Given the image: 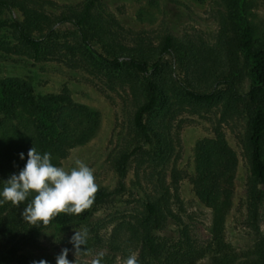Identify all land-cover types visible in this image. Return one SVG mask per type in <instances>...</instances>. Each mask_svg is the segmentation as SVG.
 Segmentation results:
<instances>
[{
    "label": "rangeland",
    "instance_id": "obj_1",
    "mask_svg": "<svg viewBox=\"0 0 264 264\" xmlns=\"http://www.w3.org/2000/svg\"><path fill=\"white\" fill-rule=\"evenodd\" d=\"M91 1L86 23L91 46L103 54H142L155 48L165 34L192 45L194 57L163 55L160 82L165 101L145 117L149 140L143 141L132 123L134 107L143 100L141 79L130 68H105L82 46L75 26L57 21L61 14L80 12ZM11 10L0 7V78L27 79L37 94H53L65 87L70 98L98 111L91 136L70 147L57 167L70 170L79 159L93 169L95 182L107 191L83 221L54 225L42 231L31 246L21 249L56 264L67 248L73 264H90L104 252L102 264H123L141 246L139 219L145 203H153L162 224L157 232L183 229L196 243L210 235L211 209L194 195L193 145L216 129L223 132L236 154L231 204L225 215L223 237L237 261L256 258L264 239V181L253 182L246 145V113L241 104L226 99L223 85L211 103L182 96L178 82L199 90L214 87V74L227 64L220 50L224 0H9ZM246 17L259 30L264 0H245ZM22 20L41 39L34 52L18 37L11 22ZM241 79L247 88L246 67L238 57ZM157 77V78H158ZM126 154L121 171V156ZM261 192L255 201L250 192ZM86 229V245L75 254L70 238ZM4 264H24L10 260ZM193 264H211L207 254Z\"/></svg>",
    "mask_w": 264,
    "mask_h": 264
},
{
    "label": "trees",
    "instance_id": "obj_2",
    "mask_svg": "<svg viewBox=\"0 0 264 264\" xmlns=\"http://www.w3.org/2000/svg\"><path fill=\"white\" fill-rule=\"evenodd\" d=\"M223 30L220 50L227 64L214 74V87L199 90L178 82L182 96L200 103H211L218 99L220 91L216 85H223L228 101L241 104L246 113V145L248 164L253 182L264 181V19L261 28L246 17L245 0H224ZM91 1L84 4L78 13L61 14L57 21H69L75 26L82 46L105 68H130L141 79L143 100L134 107L132 123L141 134L143 141L149 140V127L145 117L165 101L164 85L160 82L163 55L188 54L194 57L191 44L170 34H165L155 48L142 54H103L94 49L89 41L86 23ZM0 7L11 10L9 0H0ZM19 39L35 53L41 39L34 37L26 23L12 18L11 22ZM242 57L246 67L247 88L237 90L241 79L238 57ZM159 76V77H158ZM158 77V78H157ZM31 83L16 75L0 78V191L5 181L18 174L27 161V152L34 146L41 154H51V162L58 166L66 151L86 141L98 124V111L89 105L74 101L65 87L53 94H37ZM20 153L24 158H20ZM126 154L121 156V171ZM237 165L236 154L228 144L221 130L216 129L211 136L198 138L193 145V172L189 182L196 198L211 209L210 235L203 243H196L181 230L168 229L158 233L163 223L153 203H145V214L139 219L141 246L138 253L139 264H193L204 254L211 264H264V239L255 248L256 258L238 262L237 254L223 237L225 215L231 204V190ZM255 201L262 197L259 190L250 192ZM107 191L99 187L95 201L89 210L81 215H57L47 226H32L22 219L25 204L18 207L11 202L0 205V264L17 260L32 264L37 258L23 255L24 246H32L38 235L54 225L85 220L94 206ZM32 197H29V201ZM2 199V197H0Z\"/></svg>",
    "mask_w": 264,
    "mask_h": 264
},
{
    "label": "clouds",
    "instance_id": "obj_3",
    "mask_svg": "<svg viewBox=\"0 0 264 264\" xmlns=\"http://www.w3.org/2000/svg\"><path fill=\"white\" fill-rule=\"evenodd\" d=\"M20 158L24 154L20 153ZM75 167L65 170L51 162V154L37 151L32 146L27 152V161L18 174L11 175L0 191V205L11 202L18 207L25 204L22 219L32 226H47L57 215H81L89 210L99 185L95 182L93 169L83 161L76 159ZM29 197H32L29 201ZM86 229L75 231L70 238L75 254L81 245H86ZM68 249H62L56 257V264H73L67 259ZM104 252H99L90 264H102ZM32 264H47L46 260L33 261ZM123 264H139L137 254L129 255Z\"/></svg>",
    "mask_w": 264,
    "mask_h": 264
}]
</instances>
